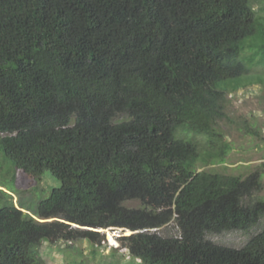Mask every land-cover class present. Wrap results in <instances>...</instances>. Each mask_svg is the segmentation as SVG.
Segmentation results:
<instances>
[{
  "label": "trees",
  "instance_id": "obj_1",
  "mask_svg": "<svg viewBox=\"0 0 264 264\" xmlns=\"http://www.w3.org/2000/svg\"><path fill=\"white\" fill-rule=\"evenodd\" d=\"M260 66L254 0H0V150L60 182L34 212L0 204V264L110 228L143 264H264V230L241 249L206 240L264 217V163L197 168L225 161L227 95L264 85ZM173 222L179 236L158 233Z\"/></svg>",
  "mask_w": 264,
  "mask_h": 264
},
{
  "label": "rangeland",
  "instance_id": "obj_2",
  "mask_svg": "<svg viewBox=\"0 0 264 264\" xmlns=\"http://www.w3.org/2000/svg\"><path fill=\"white\" fill-rule=\"evenodd\" d=\"M254 6L257 11L264 10V0H254ZM253 72L264 73V67H257ZM227 99L229 119L220 123L219 130L230 143L231 150L224 162H199L197 168L199 172L247 177L264 163V85L230 92ZM125 119V115L118 117L119 121ZM248 130L258 131L259 134L249 133ZM2 136L5 135H0ZM197 141L201 149L205 148V136H198ZM59 186L60 182L49 172H45L40 178H32L17 170L0 150V204L12 203L16 207L23 206L26 210L34 212L38 204ZM258 199H264V176L263 190L252 196V200ZM125 205L130 208L141 206L139 201H129ZM26 210L23 211L27 212ZM262 230L264 217L249 231L207 234L206 240L220 246L241 249ZM101 233L105 238L96 245L88 240L60 241L55 244L44 242L39 247V252L46 264H143L139 259L132 257L120 241L121 237L130 235L131 231L115 229L101 230ZM158 233L163 237L180 235L175 222L158 230Z\"/></svg>",
  "mask_w": 264,
  "mask_h": 264
},
{
  "label": "water",
  "instance_id": "obj_3",
  "mask_svg": "<svg viewBox=\"0 0 264 264\" xmlns=\"http://www.w3.org/2000/svg\"><path fill=\"white\" fill-rule=\"evenodd\" d=\"M76 227V226H75ZM115 229H117V228H110V229H107V230H105V231H108V230H115ZM122 230H124V231H126V229H122ZM128 231V230H127ZM103 232V231H102ZM131 234H133V232H131ZM130 234V235H131Z\"/></svg>",
  "mask_w": 264,
  "mask_h": 264
},
{
  "label": "bare ground",
  "instance_id": "obj_4",
  "mask_svg": "<svg viewBox=\"0 0 264 264\" xmlns=\"http://www.w3.org/2000/svg\"><path fill=\"white\" fill-rule=\"evenodd\" d=\"M129 232V231H128ZM113 238V236H111Z\"/></svg>",
  "mask_w": 264,
  "mask_h": 264
}]
</instances>
